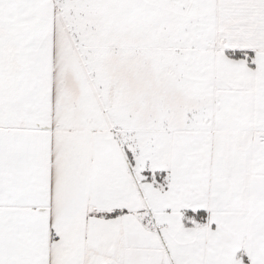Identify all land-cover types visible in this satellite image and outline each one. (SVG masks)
I'll return each mask as SVG.
<instances>
[{"label":"snow or ice","instance_id":"snow-or-ice-1","mask_svg":"<svg viewBox=\"0 0 264 264\" xmlns=\"http://www.w3.org/2000/svg\"><path fill=\"white\" fill-rule=\"evenodd\" d=\"M0 264H264V0H0Z\"/></svg>","mask_w":264,"mask_h":264}]
</instances>
